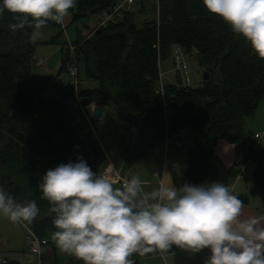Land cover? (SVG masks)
<instances>
[{"label": "trees", "instance_id": "obj_1", "mask_svg": "<svg viewBox=\"0 0 264 264\" xmlns=\"http://www.w3.org/2000/svg\"><path fill=\"white\" fill-rule=\"evenodd\" d=\"M116 1L77 0L70 21L97 15ZM149 9L153 16H148ZM14 15L0 8V183L18 202L36 201L39 214L24 225L46 240L41 264H82L74 256L63 255L53 241L54 214L49 212V202L39 198L37 185L48 169L78 157L97 173L103 152L87 130L80 133L78 124L72 125V114L81 113L70 101L72 95L75 98L74 86L65 85L58 74L48 94L50 77L31 73L38 43L30 39L32 28L11 29L17 22ZM68 46L67 41L61 44L64 56L58 73L66 70L73 56L77 65H83L86 79L95 83L94 87L79 85L77 98L84 104L91 99L110 103L111 114L120 122L118 153L125 168L145 159L166 135L187 128L192 139L186 152L187 181L212 182L219 176L212 163L218 141L246 144L244 120L255 114L264 99V59L219 16L206 10L202 0H159L158 5L155 0H136L133 9L123 10L119 21L87 35L78 30L72 52ZM176 48L195 54L209 78L194 87L182 85L175 75V82L164 84L160 93L159 63ZM125 132H129L127 140ZM242 155L243 162L253 165L255 193L264 205V149L246 145ZM176 250L180 248L173 245L168 251ZM0 264L21 263L4 257Z\"/></svg>", "mask_w": 264, "mask_h": 264}, {"label": "clouds", "instance_id": "obj_2", "mask_svg": "<svg viewBox=\"0 0 264 264\" xmlns=\"http://www.w3.org/2000/svg\"><path fill=\"white\" fill-rule=\"evenodd\" d=\"M77 0H0L16 14L13 31L28 26L35 42L48 22L61 24ZM264 59V0H202ZM95 110V106L93 107ZM114 172V169H113ZM113 172L94 173L83 158L48 169L37 185L50 204L57 248L82 264H133L130 257L173 245L190 253L209 250L205 264H264V214L244 217L243 202L223 182L161 181L144 190L139 175L117 186ZM35 200L18 202L0 187V217L31 224Z\"/></svg>", "mask_w": 264, "mask_h": 264}, {"label": "rangeland", "instance_id": "obj_3", "mask_svg": "<svg viewBox=\"0 0 264 264\" xmlns=\"http://www.w3.org/2000/svg\"><path fill=\"white\" fill-rule=\"evenodd\" d=\"M148 16H153V11L151 9L148 10ZM96 22V15H91L79 22L71 23L67 19L64 25H55V22H51L48 26H46L42 31L43 35L39 40H36L38 44L34 48L33 57L30 61V71L34 76H42L48 75L50 77L49 87H48V94L52 91V86L58 78L65 84V85H75L76 82H79L81 87H94L95 83L91 82L90 80L86 79L84 67L81 63L77 65V76L72 77L69 74L68 68L66 70L60 71L58 73V68L63 60L64 56V49L61 48V44L64 42H68V45L73 46L74 43L78 39V30L83 34V32L89 30V28ZM88 33V32H87ZM54 39V42H49ZM46 42V43H44ZM182 50V49H181ZM183 51V50H182ZM174 52V51H173ZM183 55L184 54L183 52ZM173 54L167 59H162L159 63V68L161 73L163 74L162 84L174 83L175 82V74L173 72V64H172ZM187 63H188V71L187 76L190 80V85L196 87L199 86L202 82V74L203 69L198 66L195 60V54L186 55ZM159 78V74H158ZM185 84V80L183 82ZM73 95L70 97V101H73ZM84 100V99H82ZM81 101V99H80ZM107 105L111 108L110 103L107 102ZM84 106V103H80L77 107L81 112V108ZM78 118V117H77ZM76 120L74 118V124H76ZM81 122V121H80ZM88 127L93 132V137L100 140L101 146L103 145L105 150L109 153H115V151L119 150V133L117 130V126L119 124V119L117 115L109 113L104 119L102 120H94L92 119L91 122L88 123ZM73 125V124H72ZM244 127H245V138L246 144H238L235 146V154L236 158L239 152H243V149L246 145H251L252 143L256 144V147L259 149H264V99L258 105L255 114L252 117H248L244 120ZM85 126V125H84ZM129 136V132H127ZM92 134V133H91ZM254 134H258L259 138H254ZM254 138V139H253ZM191 135L189 130L183 129L181 132L177 133L176 136L170 139V144L168 143L162 144L163 152L167 151V155L169 156V162L177 170L181 176L186 173L187 168V156L186 152L191 144ZM126 142V141H125ZM176 142L182 143L181 148L176 147ZM160 145V143L158 144ZM168 147V148H167ZM158 150V148L156 149ZM161 156V155H160ZM214 156V151L212 154V158ZM156 158L157 156H153L152 152L149 155L134 164H131L124 167L122 164L125 174L128 178L133 175V166L137 165V171L141 180H146L147 177L151 174V171L155 169L156 166ZM161 158V157H160ZM242 164H244L242 157ZM162 160V159H161ZM214 165L217 168H221L220 165L214 161ZM247 165V177H241L242 180H246L248 183L253 181L251 175V169L253 165L251 163ZM245 165V166H246ZM158 179V177H156ZM154 180V179H153ZM208 181V179H204L201 182ZM253 183V182H252ZM120 186V184H117ZM0 187H3L0 183ZM246 195V193H244ZM247 196L250 197V193H247ZM258 199V197H257ZM262 207V206H261ZM25 228L23 224H14L8 221L4 217H0V252L1 254H5L2 256H6L10 259L20 260L23 263L28 264L30 260L25 258L22 254L18 253H10V251H6L8 247H12L13 249H19L25 246L27 248V240L25 238ZM24 241V242H22ZM27 250V249H26ZM64 255V253H62ZM60 256H62L60 254ZM2 258V257H0Z\"/></svg>", "mask_w": 264, "mask_h": 264}, {"label": "crops", "instance_id": "obj_4", "mask_svg": "<svg viewBox=\"0 0 264 264\" xmlns=\"http://www.w3.org/2000/svg\"><path fill=\"white\" fill-rule=\"evenodd\" d=\"M66 19L68 22L70 20V17L65 18V21H66ZM64 23L65 22H63L61 24L64 25ZM91 27L89 29H91ZM88 31L89 30H87V31L83 32V34L82 33L81 34L86 35ZM74 100H75V98L73 99V101ZM73 101H72V104L74 103ZM78 101L80 103H82V100L80 101V98H78ZM92 104L103 107L105 110V117L109 113H111L110 107L107 105V103L100 104V103H98V101H96L94 99H91L88 103L84 104L83 107L86 108ZM83 114L84 115L81 114L80 118L79 117L77 118L78 115L76 116V115L72 114V116H74L75 119H78V121H79L78 122L76 120V122H78L77 123L78 124L77 130L80 133L85 132L87 130V128H89L88 123L91 122V120H92V118L90 116V111H88L87 113L84 112ZM73 122H74V119H73ZM72 124L74 125V123H72ZM118 126H119V124H118ZM93 134L94 133L92 132L91 135L93 136ZM127 134H128L127 132H125V134H124L126 140L128 138ZM174 136H176V135H174ZM174 136H169L168 146L170 144V139ZM96 141L98 142V144H99V146L103 152V159H102L101 163L105 160H108V166L106 167V171L102 172L100 170V165H101V163H100L97 173L104 174V173H108V172H113V169H114L113 174L114 173H118L120 175L125 174V169H124V171L122 170L123 162H122L121 158L119 157L118 151L116 150L115 153H109L105 150L103 145L101 146V144L99 143L100 140L98 138L96 139ZM162 144H164V141H162L160 143V145H157L154 148V150H152V155L157 156L156 166H155V169H153L151 171L149 178L147 177L146 180H143L145 191H150V190H152V188L156 187L159 184L158 183L159 179L156 178L158 176L154 175L156 172L158 173V175L160 174V181H162V180L163 181H173V183L177 186H180L185 182L188 183L187 178H186V173L181 176L179 173H177V170H175L174 167L170 164L169 156L167 155V151L163 152V148L165 149V147L162 146ZM235 146L236 145L228 143L226 141H218V143L214 147V156L212 158V163L214 164V161H216V163L218 165H220V167H221L219 169L215 166L217 168L218 174H219L217 181L225 183L230 188V190L233 192V194L237 195L238 197H241L240 200L243 202L242 213H243L244 217L264 214V205H263L261 199L259 198V196L256 195V193H255L254 182L252 181L253 183L252 182L248 183L246 180L241 179V177H243V176L247 177V175H246L247 174V165L245 163L242 164V160L240 158V157H242L240 155L241 152H239V154L237 155V158H236ZM157 148H158V150H156ZM136 166L137 165L132 167L133 168V174L139 175ZM244 167H245V175H241ZM251 171H252V169H251ZM124 176H126V175H124ZM204 182H206V181H204ZM204 182L192 183V184H201ZM207 182H209V180ZM244 193H246V195ZM247 193H250L251 196L248 197ZM257 197H258V199H257ZM22 242H24V241H22ZM18 248L19 249H13L10 246L6 249V251H8V252L10 251V253L22 254L27 249L26 246H25V249H24V247L20 248L19 246H18ZM209 254L210 253H209L208 249H203L199 253H195V254L180 249V250H176V251H172V252L167 250L165 257H161L157 253H151V252L145 253L143 255L134 253L130 257V259L133 260V264H205V261L207 260ZM2 255H5V254H1V252H0V257H2L0 259H4V257H7V255L6 256H2Z\"/></svg>", "mask_w": 264, "mask_h": 264}, {"label": "built area", "instance_id": "obj_5", "mask_svg": "<svg viewBox=\"0 0 264 264\" xmlns=\"http://www.w3.org/2000/svg\"><path fill=\"white\" fill-rule=\"evenodd\" d=\"M159 0H155L156 5H158ZM136 3V0H117L116 2H114L112 4V6L105 11H102L100 13H98L96 15V22L95 24L91 27V29L88 31L87 34H91L94 31H96L97 29L100 28H105L107 25L109 24H114L117 21H119L122 16H123V10L126 11H130L131 9H133L134 4ZM158 13V11H157ZM86 34V35H87ZM159 46L157 45L156 48H158ZM68 49L72 52L74 49V46L69 45ZM70 61L67 63V68L69 71V74L72 77L77 76V61L75 60V58L73 56H70ZM187 71H188V63H187V59H186V55H183V51L181 50V48H176L174 49L173 52V72L175 75H179V78L182 80V85H189L190 80L187 76ZM162 78H163V74L161 73L160 69H159V87H158V91L160 93H163V84H162ZM185 80V84L183 83ZM79 82H76L74 86V97L75 100L73 101V106L77 107L80 102L78 101L77 98V93L76 90L79 86ZM93 106L89 105L88 107H82L81 108V113L84 112H88V108ZM165 112L167 113V110H165ZM80 118V117H79ZM255 138H259L258 134L254 135ZM169 136L166 135L165 139H164V144L166 145L169 140H168ZM176 146L177 148H181L183 145L180 142H176ZM241 156L242 153L240 154ZM245 164H248L250 162H244ZM155 176H158L159 182L160 183V174L158 175V173L156 172L154 174ZM241 175H245V167L242 170ZM127 176L124 175H120L118 173H114L112 176L113 182L115 184H120L122 185L124 180L127 179ZM24 225V224H23ZM26 234H25V238L27 240V250L23 253V256L25 258H28L30 260V262L28 264H41V252H42V246L46 244V240L43 238H39L32 229H30L28 226L24 225ZM167 250H155V253H157L159 256L161 257H165ZM20 261V260H19ZM21 264H26L20 261Z\"/></svg>", "mask_w": 264, "mask_h": 264}, {"label": "water", "instance_id": "obj_6", "mask_svg": "<svg viewBox=\"0 0 264 264\" xmlns=\"http://www.w3.org/2000/svg\"><path fill=\"white\" fill-rule=\"evenodd\" d=\"M208 78H209V74H208V72L207 71H205V72H203V74H202V79L203 80H208ZM95 106V110H93V107ZM88 111H90V116H91V118L92 119H94V120H101V119H104V117H105V110H104V108L103 107H101V106H98V105H93V106H91L89 109H88ZM81 116V113H79L78 114V116L77 117H80ZM79 122V121H78ZM77 122V123H78ZM76 123V124H77ZM92 132H91V130L89 129V128H87V134L88 135H90ZM255 146V144H251V147H254ZM108 166V160H105V161H103L102 163H101V165H100V170L103 172V171H106V167Z\"/></svg>", "mask_w": 264, "mask_h": 264}]
</instances>
